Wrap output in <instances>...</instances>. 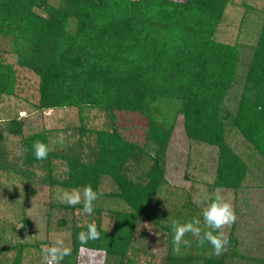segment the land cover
Segmentation results:
<instances>
[{"label": "trees", "instance_id": "obj_1", "mask_svg": "<svg viewBox=\"0 0 264 264\" xmlns=\"http://www.w3.org/2000/svg\"><path fill=\"white\" fill-rule=\"evenodd\" d=\"M230 2L0 0V41H7L0 49L3 130L22 135V116H1L4 100L16 95L14 64L39 78L40 111L76 108L81 121L86 108L104 114V127H87L82 121L73 141L64 137L59 149L53 144L56 129L22 135L20 145L27 149L20 155L25 164L38 166L41 180L50 186L83 189L90 183L102 193L103 180L113 181L108 195L121 204L106 209L114 216L113 228H102L97 218L100 239L84 246L102 250L104 264H132L128 250L145 220L168 234L165 264H227L232 259L264 264V247L241 251L234 228L227 235V251L219 256L207 242L197 246L191 234L185 237L191 246L182 244L180 254H174L171 221L199 219L194 216L200 208L188 190L176 186L172 189L177 191L169 190L174 195L168 203L171 213L152 205L156 194L170 186L167 152L177 127L188 140L214 149L211 191L227 189L236 195L249 171L247 161L229 144V132L243 137L264 163V14L252 42L218 40ZM4 139L0 126V169L8 170L12 164ZM36 140L51 149L44 160L34 157ZM56 159L66 168L61 175H56ZM81 231L86 226H73L71 255L61 264H77ZM145 233L140 231L143 237ZM21 249L7 262L0 248V264H21Z\"/></svg>", "mask_w": 264, "mask_h": 264}, {"label": "rangeland", "instance_id": "obj_2", "mask_svg": "<svg viewBox=\"0 0 264 264\" xmlns=\"http://www.w3.org/2000/svg\"><path fill=\"white\" fill-rule=\"evenodd\" d=\"M245 14L247 18L241 22ZM263 14L264 0H231L217 31V39L226 42H234L236 39L252 42L257 22L261 20ZM6 47L7 41H0V49ZM5 56L6 61L14 63L13 56L6 54ZM14 68L17 76L16 95L4 100L1 116L10 117L16 113L22 116V135L40 129H56L58 134L63 133L64 137L70 139L68 141H73L72 135L78 134L82 121L87 127H104L105 117L98 109H83L82 121L76 108L40 111L36 107L39 98V78L26 68L16 64ZM226 106L229 107L230 103L227 102ZM3 123L4 121L0 122V126L9 154L7 162L12 164L8 170L0 169V248L7 262L13 259L18 247L22 245L21 264H44L43 245H53L59 236L64 239L66 246L71 248L73 226H86L93 221L96 223L97 218L100 219L102 228L107 230L113 228L114 216L106 209H116L121 207V204L117 200L113 201L114 199L108 195L114 188L110 178L103 180L100 187L103 195L94 202V208L100 210V213L94 209L91 215L84 214L82 202L72 207L61 203L57 199V191L64 188L44 183L41 180L43 171L38 166L25 164L22 156L18 154L22 135L10 134L3 130ZM137 125L139 123L132 122V126ZM227 138L229 144L249 164L242 190L236 195L227 189L209 190V184L213 179L214 149L188 140L181 128L177 127L167 152V178L170 186L156 194L157 202L153 200L152 205L153 208L157 207L171 213L172 208L168 203L174 195H171L170 191H177L172 189L174 186L179 190L185 188L191 193L192 201L200 208L194 217L203 221L202 208L219 190L233 204L237 216L236 221L223 231L228 235L234 228L239 240L238 248L253 253L257 246L264 247V163L238 133L231 131ZM53 140V144L58 147L56 149L61 148V145L56 143L57 138ZM53 163L56 166V175H61L66 169L65 166L59 159ZM24 218L29 220L27 224L23 222ZM140 231L146 232L144 237L140 235ZM134 237L135 244L128 250L132 264H165L167 233L161 231L151 221L145 220L138 225ZM77 264H104V252L80 247ZM227 264L239 263L232 259L227 261Z\"/></svg>", "mask_w": 264, "mask_h": 264}, {"label": "clouds", "instance_id": "obj_3", "mask_svg": "<svg viewBox=\"0 0 264 264\" xmlns=\"http://www.w3.org/2000/svg\"><path fill=\"white\" fill-rule=\"evenodd\" d=\"M257 110H260L259 108ZM64 134L59 133L56 143L63 144ZM35 159L44 160L51 151L48 144L36 140L32 145ZM27 149L21 148L18 150L19 155H23ZM103 195L93 189L89 183L80 188L59 189L57 191V199L61 203H66L69 206H75L83 203V213L91 215L94 211V202ZM203 228L201 227L200 219H193L188 222L181 223L179 220L171 221L173 238L172 251L174 254H180L181 245L190 247L191 241L185 239L186 235L191 234L197 246L203 247L207 242L211 245L213 253L217 256L227 251L229 240L226 233L223 231L227 226H230L237 219L233 204L225 198V196L217 190L210 198L209 202L202 208ZM100 232L97 229L96 223L90 222L86 225V231L77 233V240L81 247L89 243V241H97L100 239ZM42 255L44 264H61L66 256L71 255V248L66 246L62 237H57L54 244L51 246H42Z\"/></svg>", "mask_w": 264, "mask_h": 264}]
</instances>
